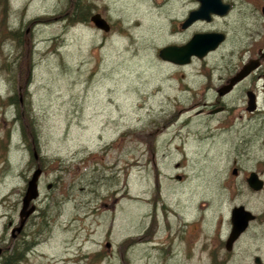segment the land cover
Here are the masks:
<instances>
[{
    "label": "rangeland",
    "instance_id": "obj_1",
    "mask_svg": "<svg viewBox=\"0 0 264 264\" xmlns=\"http://www.w3.org/2000/svg\"><path fill=\"white\" fill-rule=\"evenodd\" d=\"M79 1L90 13L74 26L72 0H0V238H7L6 221L25 192L28 138L11 119L26 111L38 123L37 131L30 124L31 135L36 133L48 163L61 167L62 179L47 191L52 176L42 178L40 200L51 196L39 203L45 224L39 233L34 222L29 225L31 240L38 237L39 244L19 264H255V257L264 264V224L252 225L230 255L215 246L227 239L231 206L244 204L264 215V195L220 202L188 195L187 184L174 179L182 175L198 190L201 160L234 151L232 143L241 136L236 129L218 136L227 114L209 121L205 113L193 115L203 99L213 102L210 88L231 75L226 60L230 47H237L232 37L245 33L237 31L249 13H258L257 2L230 0L234 12L206 26L226 34L224 46L206 65L193 60L177 67L158 52L185 40L177 32L188 8L184 0ZM94 13L107 21L109 32L90 23ZM203 132L208 138L197 144L193 138ZM174 133L184 145L172 142ZM219 203L222 225L208 219L191 237L196 226L184 222ZM141 237L148 240L139 244ZM184 238L192 239L190 258L181 246ZM123 240L135 244L124 261L105 247ZM169 243L176 256L166 259L161 253Z\"/></svg>",
    "mask_w": 264,
    "mask_h": 264
},
{
    "label": "flooded vegetation",
    "instance_id": "obj_2",
    "mask_svg": "<svg viewBox=\"0 0 264 264\" xmlns=\"http://www.w3.org/2000/svg\"><path fill=\"white\" fill-rule=\"evenodd\" d=\"M207 1L218 2L217 0ZM253 1L257 2L254 3L253 9L258 11V13H249V21L237 31L245 30V33L239 34L238 37L236 35L232 37L237 44V51L233 47H230V57L226 60V63L228 62L229 64L227 68H233L231 75L226 78H220L219 84L216 87L214 86L210 88V90L213 89L214 93L213 102L208 103L206 99L202 98L204 102L196 105L199 110H195L193 115L197 116L205 113L204 116L205 118H208L207 121H209L212 120L215 115L227 114L224 116L225 121L224 126L222 127V129L227 132L222 130L219 132L218 136L223 137L224 134L229 135L232 132V129H236L235 133L241 134V136L232 143L234 151L228 154V156L217 159L207 158L201 160L203 162L202 166L196 174V182L199 181L200 183V188L198 190L192 186L190 180H188V182L187 178L183 180L182 175L174 176V179L177 182L187 184L186 192L188 195L193 192L197 195L199 194L201 197H216L220 202L223 197L232 201L234 198L239 197L264 195V12L262 10L264 9V0ZM220 2L229 6V10L225 16L210 13V20H197L189 26L183 27L182 24L189 14L197 11L201 5L199 0H184L185 6L188 8L184 13L185 19L177 23L179 28L177 32L179 35H185V40L178 44H171V46L181 47L188 43L191 38L197 34H222L223 41L217 45L215 50L208 51L201 59L197 57L191 58V61H199L206 65L207 58L211 54L220 50L227 41L225 33L218 32V30L208 29L206 26L213 24L218 19L229 17L235 9V5L230 0H220ZM71 9L72 19L75 26V0L72 1ZM170 64L177 67H183L182 65L174 63ZM245 67L248 69L247 75L231 85V79L239 74ZM205 93L206 91L202 92L204 97ZM229 98H232L231 102H228ZM10 104H14V102H10ZM7 105L9 106V104ZM187 111L188 110L185 112ZM177 114L178 118L180 112H177ZM27 117L26 111H18L14 114L11 121L12 123H19V129L22 130L24 128L28 138V141L23 145V148L29 155L25 168L22 171L23 179L25 180L24 191L26 190L27 182L31 179L33 173L36 170H40V175L37 180L38 197L29 204V207L33 205L35 210L26 219L19 232H17L16 229L20 224L19 212L22 200L14 205L13 218H9L5 225V230L9 234L6 239L4 237L0 238L1 264H3L4 259L6 258H8L11 264H19L23 262L25 258H28L31 254L35 253L39 244L38 237L31 240L28 227L34 222L32 225L39 227V230L37 231L38 233L43 229L46 210L42 209V205L39 207V203L51 197L46 195L43 200L41 199L42 201L40 200L41 180L44 176H52V181L48 182L45 186L47 191H52L55 185H59L60 180L62 179L61 167L58 164L48 163L46 156L41 153L36 133L31 135L29 131L30 124L32 125L33 130L37 131L38 123L35 120L32 121V118L27 119ZM174 118L175 117H173L172 122ZM239 123L240 127L236 128V124ZM186 124L187 121L183 123V126ZM206 135L207 132H203L202 136H195L193 140H195L197 144H200L203 140L208 138ZM148 136H150V134H148ZM10 138L11 136L9 135V141ZM175 138L180 140L181 145H184V138L181 137V135H176V133H174L171 137L172 142ZM153 145H155L154 141L149 143L150 148H152ZM152 162L154 163V153H152ZM252 174L256 175L257 179L261 181V189L255 190L251 187L249 178ZM19 205L20 208L18 209ZM221 205L222 203H219L215 210L205 207V209L203 208L204 210L202 209L199 211L197 213L198 215L193 219L184 222L185 224L196 226L192 229V232H190L189 235H191V237L195 236L197 228H200L202 223L206 225L208 219L216 225L221 226L223 222ZM239 206H242L245 210L251 212L255 218L248 223L247 228L231 244L230 249L227 250L226 241L232 228V211ZM17 211L18 219L16 221L15 214ZM34 220H40V222L35 223ZM225 221L228 223L229 234L226 240L219 238L215 246L218 250H222L224 247L225 251L230 255L234 244L237 243L243 235L250 231L252 225L264 224V215L262 213L256 214L252 212L248 209L247 205L239 204L231 206L227 217H225ZM146 240H148L146 237H141L137 239L136 242L143 244ZM191 241V238H188V240L184 238L181 244V246L187 247L188 258H190ZM134 245L135 244L132 242L128 243L127 240H123L117 247L112 244V247L110 245V248L117 251L121 256L122 261H124L125 255L128 254V251L131 250ZM161 256L166 257V259H171L176 256V250L171 243L168 244V247H163ZM211 259L212 261L214 259L212 254ZM256 259L259 260L258 264H260V259L258 257L254 258V263L257 264ZM226 262H228V260Z\"/></svg>",
    "mask_w": 264,
    "mask_h": 264
},
{
    "label": "water",
    "instance_id": "obj_3",
    "mask_svg": "<svg viewBox=\"0 0 264 264\" xmlns=\"http://www.w3.org/2000/svg\"><path fill=\"white\" fill-rule=\"evenodd\" d=\"M200 7L197 11L189 14L187 19L182 24L183 27H187L197 20H210V13L225 15L229 10L228 5H224L220 0L218 2H208L207 0H199ZM264 12V9H262ZM90 22L93 26L103 32H109L110 26L107 21L99 13H95L90 17ZM223 41L222 34H197L194 35L191 40L181 47L167 46L159 50V58L172 62L177 65H187L191 62L192 57L199 59L210 50H215L217 45ZM248 73V69L245 67L239 74L231 79V85L244 78ZM226 93V92H224ZM40 175V170H36L31 179L27 182L25 194L22 199L19 218L20 224L16 229L17 232L21 230L26 219L34 212L35 207L32 205L29 207L31 201L35 200L38 196L37 180ZM251 187L255 190L261 189V181H259L256 175L252 174L249 178ZM255 216L244 209V207H236L232 211L231 218V232L226 241V249L229 250L231 244L240 236V234L247 228L248 223L254 220ZM109 248V244H105ZM256 263L259 260L256 259Z\"/></svg>",
    "mask_w": 264,
    "mask_h": 264
},
{
    "label": "trees",
    "instance_id": "obj_4",
    "mask_svg": "<svg viewBox=\"0 0 264 264\" xmlns=\"http://www.w3.org/2000/svg\"><path fill=\"white\" fill-rule=\"evenodd\" d=\"M74 1V0H72ZM82 3L79 0H75V22L84 23L87 21V16L90 13V7L88 5H81ZM71 23L74 24L72 18H70ZM3 264H11L8 258L4 259Z\"/></svg>",
    "mask_w": 264,
    "mask_h": 264
},
{
    "label": "bare ground",
    "instance_id": "obj_5",
    "mask_svg": "<svg viewBox=\"0 0 264 264\" xmlns=\"http://www.w3.org/2000/svg\"><path fill=\"white\" fill-rule=\"evenodd\" d=\"M24 194H25V193H24ZM23 196H24V195H23ZM37 197H38V196H37ZM22 199H23V198H22ZM35 200H36V199H35ZM33 201H34V200H33ZM31 202H32V201H31ZM31 202H30V203H31ZM19 213H20V212H19ZM108 244H109V243H108ZM109 246H110V244H109ZM105 247H106V246H105Z\"/></svg>",
    "mask_w": 264,
    "mask_h": 264
}]
</instances>
